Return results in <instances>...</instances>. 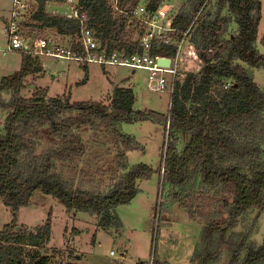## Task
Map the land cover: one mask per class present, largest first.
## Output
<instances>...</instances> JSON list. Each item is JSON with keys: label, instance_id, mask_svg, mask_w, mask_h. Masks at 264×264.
<instances>
[{"label": "trees", "instance_id": "obj_1", "mask_svg": "<svg viewBox=\"0 0 264 264\" xmlns=\"http://www.w3.org/2000/svg\"><path fill=\"white\" fill-rule=\"evenodd\" d=\"M65 1L36 0L30 22H24L23 28L37 32L48 28L61 36H75L80 31L76 19L47 11L49 3ZM140 1L131 3L135 6ZM163 1L148 0V7L157 10ZM206 1L196 0L192 10L182 9L172 20L175 38L181 40L196 18L188 38L196 46L203 68L176 81L169 115L136 110L134 90L121 86H116L106 101L72 102L70 95L49 97L45 88L25 98V79L45 72L41 60L31 55L22 56L20 70L2 77L0 108L8 114L5 133L0 135V203L11 209L13 220L0 231V264H29L26 247L36 249L51 241L50 218L35 232L17 230V214L31 204L35 192L54 197L67 212L97 215L98 226L110 229L122 226L115 214L118 206L131 203L139 192L138 182L151 180L157 172L146 164L129 166L127 153L142 149V145L126 135L123 178L106 193L74 187L57 168L86 153L87 146L77 133L80 128L114 129L121 124L151 121L169 127L168 137L176 130L189 135L181 152L177 138H169L163 147L164 182L183 187L200 178L203 187L218 189L223 196L192 193L185 199L189 218L206 221L201 237L203 251L193 256L190 264L218 261L240 218L253 208L264 211V91L247 68L264 69V54L257 46L263 5L260 0H214L217 11L203 15ZM81 4L88 11L89 27L96 29L109 53L120 49L131 56L138 50L133 42L135 32L126 28L124 17L114 15L107 0H81ZM225 10L230 14L223 15ZM231 24L237 26L234 32L230 31ZM176 53L172 44L159 40L153 44V55L174 57ZM81 66L84 77L79 85L90 77L89 66ZM4 92H11L8 102L2 97ZM43 128L60 146L37 154ZM246 248L243 251L240 245L232 250L228 264H264V241ZM48 263L47 256L35 262ZM153 264L162 263L155 259Z\"/></svg>", "mask_w": 264, "mask_h": 264}, {"label": "rangeland", "instance_id": "obj_2", "mask_svg": "<svg viewBox=\"0 0 264 264\" xmlns=\"http://www.w3.org/2000/svg\"><path fill=\"white\" fill-rule=\"evenodd\" d=\"M29 8L24 22H30L32 11L36 9V0H28ZM148 0H141L147 2ZM196 0H164L171 6L172 15L175 16L182 9H193ZM205 3L204 14L212 15L217 11L214 0ZM263 19L257 41L258 49L264 54V0ZM14 0H0V81L2 77L11 75L20 70L22 54L4 52L9 37L3 33V28L12 19ZM48 6L50 8L48 9ZM47 11L53 14L58 8L63 15L68 11L67 1L49 3ZM229 15L225 10L223 15ZM158 24L166 25V20H159ZM28 35L46 36L64 43L65 36L54 29L45 28L34 31L24 27ZM237 26L231 24V32ZM133 31V30H132ZM174 33H169L172 37ZM229 35V34H228ZM138 34L135 33L134 37ZM175 37L173 41L176 42ZM192 46V47H191ZM196 46L187 40L184 48L188 65L179 73V79L184 78L188 68L201 71V65ZM196 52V53H195ZM46 65L48 73L39 80L35 86L37 76H29L24 81L22 96L30 98L40 88L49 87L48 96L70 95L72 102L106 101L110 98L116 86L131 88L136 94V110L156 111L169 115L171 106V93L150 91L145 79L149 76L146 71L129 69L122 66L104 67L99 64H90V77L86 84L79 85V78L84 76L83 68L78 62L56 61L52 58H41ZM246 65V64H245ZM247 66V65H246ZM253 79L264 91V69L247 66ZM51 69V70H50ZM51 72L53 75H51ZM55 77V78H53ZM168 79L170 77H167ZM57 79V80H53ZM43 86V87H42ZM11 92H4V101L11 99ZM8 112L0 108V135L5 133V120ZM168 128L157 125L151 121L135 122L134 124H121L114 129H78L87 146L86 153L68 162L58 165L57 173L70 181L74 187H82L89 191L106 193L110 191L124 175L123 165L126 159V135L133 136L141 145L127 153L129 166L146 164L157 172L151 180L138 182L139 192L129 204L120 205L115 211L120 217L122 226L114 225L110 229L98 226L99 218L86 212H67L63 204L57 199L41 192H35L29 206L21 208L17 214V230L35 232L43 226L48 219L52 222L51 241L39 248L26 247L29 264H35L37 259L49 258L48 264H66L77 262L84 264H151L159 259L164 264H190L193 256L203 251L201 237L206 221L194 218L191 221L188 212L184 209L187 196L192 193L223 196L218 189H208L202 186L200 178H193L183 186L176 187L164 182L163 147L168 139L177 138L178 150L181 152L189 141L186 132L176 130L168 137ZM37 154L59 147V142L52 138L47 130H41V137L37 140ZM264 147V141H261ZM164 184V185H163ZM228 219V216L226 217ZM13 220L11 209L0 203V231ZM95 238V240H93ZM264 241V211L253 208L248 210L239 221L237 227L230 232L227 245L222 249L218 261L212 264H228L231 251L240 246L245 249L249 245L259 246ZM196 250H195V249ZM115 252L116 255L111 253ZM245 253V252H244ZM242 254V256L244 255ZM37 256L35 260L34 257ZM125 257L126 259H123ZM35 261V262H34Z\"/></svg>", "mask_w": 264, "mask_h": 264}, {"label": "built area", "instance_id": "obj_3", "mask_svg": "<svg viewBox=\"0 0 264 264\" xmlns=\"http://www.w3.org/2000/svg\"><path fill=\"white\" fill-rule=\"evenodd\" d=\"M66 1L69 11L66 16L79 22L80 31L75 36H65L66 41L61 43L46 36L28 35L23 28V23L27 17L26 11L29 8V1L14 0L12 19L4 30L9 37L4 52L31 55L37 59L52 58L56 61L78 62L80 65L96 63L104 67H114L115 65L127 67L134 71L143 70L149 74L145 82L150 91L159 93L170 91L172 95L176 81L179 80V73L188 65L184 48L196 18L183 38L181 40L176 39L174 42L172 39L175 37L176 31L172 27L174 16L171 12V6L162 2L157 10H152L148 7V1H140L133 6L131 0H107L114 15L124 17L127 20L126 28L132 29L138 34L137 37L133 38L138 50L128 56L120 49H115L109 53L107 47L102 45L96 29L89 27L90 17L86 8L81 4V0ZM159 20H166V25H159ZM171 32L174 33L172 37L169 35ZM157 40L163 41L166 45L176 46V55L174 57L153 55V44ZM162 58L170 59L171 65L169 67L160 66L158 60ZM188 70L191 72L196 69L188 68ZM111 254L116 255L113 251Z\"/></svg>", "mask_w": 264, "mask_h": 264}, {"label": "crops", "instance_id": "obj_4", "mask_svg": "<svg viewBox=\"0 0 264 264\" xmlns=\"http://www.w3.org/2000/svg\"><path fill=\"white\" fill-rule=\"evenodd\" d=\"M50 8V6H48V9ZM51 9V8H50ZM53 14H63L58 8L56 9V11H55V9H53V12H52ZM5 28H6V26L3 28V33H5ZM6 34V33H5ZM43 67H44V73L43 74H41V75H39V76H37V77H39L34 83H35V86L37 85V83L39 82V80H42V78H44V76L48 73V71L47 70H49V69H47V67H46V65L44 64V59H43ZM80 67H82L81 65H79ZM83 68V67H82ZM51 70V69H50ZM51 75H53L52 74V72H51ZM84 77V76H83ZM83 77H81V78H79V81L80 80H82L83 79ZM53 78H55V77H53ZM54 81L55 80H57V79H53ZM78 81V82H79ZM43 87V86H42ZM45 88H47L48 90H49V87H45ZM114 91V90H113ZM158 125V124H157ZM131 136V135H130ZM133 137V136H132ZM134 138V137H133ZM129 158V157H128ZM131 167H133V166H131ZM154 178V177H153ZM152 178V179H153ZM191 220V219H190ZM191 221H194V219H192ZM195 249V248H194ZM196 250V249H195ZM123 258V257H122ZM123 259H126L125 257L123 258ZM159 262H161L162 264H164L162 261H160L159 259H157ZM191 262V261H190ZM124 264V263H123Z\"/></svg>", "mask_w": 264, "mask_h": 264}, {"label": "water", "instance_id": "obj_5", "mask_svg": "<svg viewBox=\"0 0 264 264\" xmlns=\"http://www.w3.org/2000/svg\"><path fill=\"white\" fill-rule=\"evenodd\" d=\"M158 64L163 67H169L171 65L170 59H163V58L158 60Z\"/></svg>", "mask_w": 264, "mask_h": 264}]
</instances>
